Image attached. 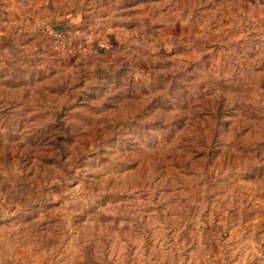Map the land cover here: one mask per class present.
<instances>
[{"label": "rangeland", "instance_id": "1", "mask_svg": "<svg viewBox=\"0 0 264 264\" xmlns=\"http://www.w3.org/2000/svg\"><path fill=\"white\" fill-rule=\"evenodd\" d=\"M64 262L264 264V0H0V264Z\"/></svg>", "mask_w": 264, "mask_h": 264}, {"label": "crops", "instance_id": "2", "mask_svg": "<svg viewBox=\"0 0 264 264\" xmlns=\"http://www.w3.org/2000/svg\"><path fill=\"white\" fill-rule=\"evenodd\" d=\"M59 264H65V262L64 263H59Z\"/></svg>", "mask_w": 264, "mask_h": 264}, {"label": "built area", "instance_id": "3", "mask_svg": "<svg viewBox=\"0 0 264 264\" xmlns=\"http://www.w3.org/2000/svg\"><path fill=\"white\" fill-rule=\"evenodd\" d=\"M56 37V36H55Z\"/></svg>", "mask_w": 264, "mask_h": 264}]
</instances>
